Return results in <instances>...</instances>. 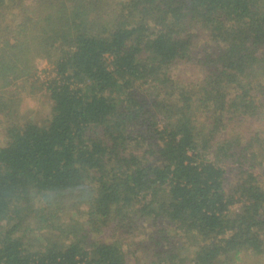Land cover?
<instances>
[{
  "label": "trees",
  "instance_id": "obj_1",
  "mask_svg": "<svg viewBox=\"0 0 264 264\" xmlns=\"http://www.w3.org/2000/svg\"><path fill=\"white\" fill-rule=\"evenodd\" d=\"M0 129V264H264V0H0Z\"/></svg>",
  "mask_w": 264,
  "mask_h": 264
},
{
  "label": "rangeland",
  "instance_id": "obj_2",
  "mask_svg": "<svg viewBox=\"0 0 264 264\" xmlns=\"http://www.w3.org/2000/svg\"><path fill=\"white\" fill-rule=\"evenodd\" d=\"M38 69L40 72V80L47 81L53 76L50 64L45 60L38 61ZM24 109L25 113L30 115L33 120L43 119L47 116L50 109V100L45 91L38 90L35 93L28 92L24 95ZM3 139V132L0 129V141Z\"/></svg>",
  "mask_w": 264,
  "mask_h": 264
}]
</instances>
